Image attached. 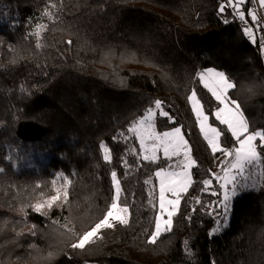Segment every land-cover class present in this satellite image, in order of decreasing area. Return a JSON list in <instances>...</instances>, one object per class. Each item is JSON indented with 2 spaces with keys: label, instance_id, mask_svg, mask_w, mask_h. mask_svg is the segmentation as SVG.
<instances>
[{
  "label": "trees",
  "instance_id": "trees-1",
  "mask_svg": "<svg viewBox=\"0 0 264 264\" xmlns=\"http://www.w3.org/2000/svg\"><path fill=\"white\" fill-rule=\"evenodd\" d=\"M49 2L0 0V264H264V161L235 198L228 229L210 237L215 214L199 205L190 211L195 197L213 199L197 181L209 178L216 159L186 100L192 90L209 123L225 130L223 144L236 146L211 115L216 102L196 73L214 68L229 75L237 85L230 98L241 104L250 130H264V60L231 10L219 13L222 0H51L60 10L49 20L43 15ZM38 24L48 26L40 48L29 35ZM156 99L175 120L157 115V130L181 126L198 163L173 231L150 245L146 238L158 210L154 172L169 162L142 161L127 128ZM101 142L112 151L111 163L103 160ZM113 170L130 206L129 224L102 230V239L73 250V234L109 207ZM57 172L73 181L68 205L53 208L50 219L29 208L27 220L38 226L37 234L24 227L18 235L21 225L13 222L22 219V202L54 194Z\"/></svg>",
  "mask_w": 264,
  "mask_h": 264
},
{
  "label": "snow or ice",
  "instance_id": "snow-or-ice-1",
  "mask_svg": "<svg viewBox=\"0 0 264 264\" xmlns=\"http://www.w3.org/2000/svg\"><path fill=\"white\" fill-rule=\"evenodd\" d=\"M256 0H222L218 6L221 15L229 9L233 20H239L242 27V34L252 42L257 41L255 26L260 24L254 7H246L248 4L255 5ZM259 5L264 8V0H259ZM59 7L56 3L50 2L46 5L43 15L49 20L57 19ZM250 18V19H249ZM228 18L223 19V23L228 24ZM46 24H38L34 31L29 33L37 39L36 47H42L39 40L41 34L47 30ZM260 30H264V26ZM72 44V40L67 41ZM260 47L264 49V37H260ZM11 50V49H10ZM198 82L202 88L210 94L215 100L216 107L211 113L220 125L225 126L226 132L230 133L231 139L236 146H226L222 142V136L225 130L220 129L209 123V114H207L197 90H192L186 97L191 107V112L195 116L199 131L206 141L211 154L218 161L219 171L211 172L209 178H198V183L202 186L201 191L213 199L203 201L200 197L194 198V204L199 205L201 211L208 216L215 214L216 227L209 233L213 236L222 233L230 227L231 212L233 202L241 192L247 189L252 180L250 169L256 168L264 161V130H250V122L246 118L241 104L234 98H230V90L236 89V83L224 71H218L214 68H208L196 73ZM167 118L168 122L175 124L173 116L166 110L165 102L156 99L152 106L147 107L142 116L134 120L127 128V133L131 134L139 142V158L144 162L156 164L162 153L163 160L169 162L167 166L161 165L159 170L154 172L158 181V210L154 219V230L147 234L146 242L155 245L158 238L163 233H171L174 228V218L181 212V204L184 197L193 187V169L197 167V160L193 158V149L186 139L185 132L181 126H173L170 130L157 131L156 118ZM129 139L125 133L119 134ZM99 149L103 154V160L107 163L112 162V151L109 146L103 142L99 144ZM131 155H136V150H130ZM220 154V155H217ZM175 162L173 163V161ZM125 169L129 168V163L124 160ZM5 170L0 168V173ZM111 187L113 194L110 205L104 214L94 222L89 228L84 230L71 242L70 247L73 250H83L86 246L96 243L103 238L102 230L115 229L117 226H127L129 224L130 206L122 201L121 181L118 179L117 171H111ZM264 176V173L261 174ZM73 183L68 174L57 172L55 178L51 181L54 194L45 198L42 193L38 198L34 197L35 202H22L19 211L22 213V219L13 222L21 225L18 235L23 232L24 227L29 228L28 235L35 236L38 226L27 220L28 209L32 212L49 218V212L53 208H63L69 203V186ZM145 184H151V179H146ZM40 187L39 184L36 185ZM195 214L197 208L193 206L190 209ZM191 221L192 216L186 217ZM58 222L52 220V224ZM15 230V229H14ZM70 232L71 229H68ZM186 254L192 255L189 247V241H183ZM33 247H35L33 245ZM51 255V253H50Z\"/></svg>",
  "mask_w": 264,
  "mask_h": 264
},
{
  "label": "built area",
  "instance_id": "built-area-1",
  "mask_svg": "<svg viewBox=\"0 0 264 264\" xmlns=\"http://www.w3.org/2000/svg\"><path fill=\"white\" fill-rule=\"evenodd\" d=\"M254 8L256 10V13H257L258 17L260 18V24L255 26V29H256L255 34L257 36L256 45H257V48H258L261 56L264 58V49H262L260 47V44H259L260 37H264V30H260L261 27L264 26V8H261L258 5H255ZM239 24H240L241 27H243V25H241L240 22H239Z\"/></svg>",
  "mask_w": 264,
  "mask_h": 264
},
{
  "label": "rangeland",
  "instance_id": "rangeland-1",
  "mask_svg": "<svg viewBox=\"0 0 264 264\" xmlns=\"http://www.w3.org/2000/svg\"><path fill=\"white\" fill-rule=\"evenodd\" d=\"M255 6V5H254ZM252 42V41H251ZM252 43H254V42H252ZM256 43V42H255ZM263 58V57H262ZM263 60H264V58H263ZM208 69V68H207ZM204 70H206V69H204ZM204 70H202V71H204ZM170 130V129H169ZM158 131V130H157ZM202 136V135H201ZM139 143V142H138ZM220 155V154H219ZM158 156L160 157V159L161 158H163V156H162V153H158ZM175 162V160L173 161V163ZM217 171H219V167H218V161H217V159H215L214 160V162L212 163V165H211V172H217ZM250 171H257V167L256 168H254V169H250ZM250 173H252V172H250ZM157 183H158V181H157ZM191 206L193 207V206H195V204H194V199H192V201H191Z\"/></svg>",
  "mask_w": 264,
  "mask_h": 264
},
{
  "label": "crops",
  "instance_id": "crops-1",
  "mask_svg": "<svg viewBox=\"0 0 264 264\" xmlns=\"http://www.w3.org/2000/svg\"><path fill=\"white\" fill-rule=\"evenodd\" d=\"M255 5H258V6H260V5H259V0H256V3H255Z\"/></svg>",
  "mask_w": 264,
  "mask_h": 264
}]
</instances>
